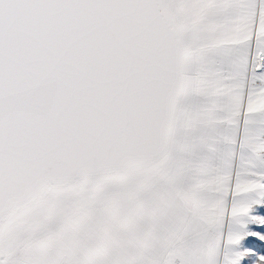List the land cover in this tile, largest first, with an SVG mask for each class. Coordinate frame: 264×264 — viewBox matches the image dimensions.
Wrapping results in <instances>:
<instances>
[{
	"label": "snow or ice",
	"instance_id": "snow-or-ice-1",
	"mask_svg": "<svg viewBox=\"0 0 264 264\" xmlns=\"http://www.w3.org/2000/svg\"><path fill=\"white\" fill-rule=\"evenodd\" d=\"M258 203L264 0H0V264H264Z\"/></svg>",
	"mask_w": 264,
	"mask_h": 264
},
{
	"label": "rangeland",
	"instance_id": "rangeland-1",
	"mask_svg": "<svg viewBox=\"0 0 264 264\" xmlns=\"http://www.w3.org/2000/svg\"><path fill=\"white\" fill-rule=\"evenodd\" d=\"M250 215L264 217V203L255 204L251 209ZM249 230H257V226L250 224Z\"/></svg>",
	"mask_w": 264,
	"mask_h": 264
}]
</instances>
